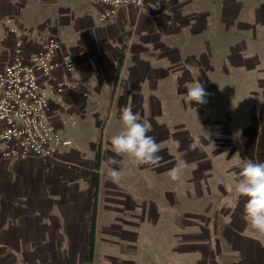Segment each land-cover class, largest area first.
Segmentation results:
<instances>
[{"label":"crops","instance_id":"crops-1","mask_svg":"<svg viewBox=\"0 0 264 264\" xmlns=\"http://www.w3.org/2000/svg\"><path fill=\"white\" fill-rule=\"evenodd\" d=\"M218 1L145 0L104 24L94 0H0V24L10 17L25 31L26 54L54 37L53 62L74 60L72 72L60 68L39 81L49 121L70 144L43 159L0 143V264H264V233L246 218L247 198L233 177H157L172 168L160 151L154 168L131 162L147 177L130 192L104 166L115 156L127 173L111 145L124 106L151 122L149 134L165 149L172 132L156 119L166 98L159 86L187 59L192 69L205 67L197 56L209 58L220 41ZM54 4L53 24L40 30V14ZM11 41L1 28L0 64ZM244 134L241 156L264 162V127Z\"/></svg>","mask_w":264,"mask_h":264},{"label":"rangeland","instance_id":"rangeland-1","mask_svg":"<svg viewBox=\"0 0 264 264\" xmlns=\"http://www.w3.org/2000/svg\"><path fill=\"white\" fill-rule=\"evenodd\" d=\"M230 1L217 2L225 14L220 21L221 37L207 54L209 58L197 56L205 67L192 69V60L187 59L183 71L174 72L173 79L159 86L166 98L157 102L156 119L172 132L167 130L165 149L160 151L166 152L172 168L188 157L189 166L183 169L182 177H233L239 167L234 154L242 152L244 133L264 127V0ZM56 10L55 4L44 7L40 30L53 24ZM196 80L209 94L204 105H189L184 96L186 87ZM199 124L211 134L215 149L203 137ZM237 130H242L239 139L234 136ZM197 136L202 142H197ZM124 158L128 164L124 189L131 192L138 185V177L147 176L139 175L131 166L133 157L124 154ZM157 177L169 176L159 173Z\"/></svg>","mask_w":264,"mask_h":264},{"label":"built area","instance_id":"built-area-1","mask_svg":"<svg viewBox=\"0 0 264 264\" xmlns=\"http://www.w3.org/2000/svg\"><path fill=\"white\" fill-rule=\"evenodd\" d=\"M99 9V21L108 23L123 7L140 9L145 0H94ZM11 35V56L0 64V143H12L23 154L53 159L61 147L70 143L61 141L57 129L49 121L48 95L40 79L63 68L74 69L72 58L53 62L60 51V42L48 37L40 49L26 54V33L5 18L0 24Z\"/></svg>","mask_w":264,"mask_h":264},{"label":"clouds","instance_id":"clouds-1","mask_svg":"<svg viewBox=\"0 0 264 264\" xmlns=\"http://www.w3.org/2000/svg\"><path fill=\"white\" fill-rule=\"evenodd\" d=\"M208 95L204 84L200 80L188 85L184 93L189 105L193 103L196 105L206 104ZM193 110L196 112V109L193 108ZM119 118L123 123V130L111 138L114 152L117 155L127 154L133 157L138 166L151 168L158 166L163 157L159 154L160 145L156 138L149 134L152 131L151 122L142 120L140 115L135 113L130 106H124L119 109ZM200 128L203 137H206L207 141L215 149L211 134L201 125ZM234 136L238 139L241 138L242 130H237ZM196 140L197 142H202V137L197 136ZM241 143H243L242 139ZM224 154L228 155L227 152ZM234 155L240 168L239 172L233 173L236 192L240 196L247 198L245 213L252 228L264 233V162L241 156L239 151ZM119 163L115 156H109L104 161L107 174L114 183H120L123 179L124 174L119 167ZM188 166V163L182 160L179 164L169 169L167 175L172 181H180L183 169ZM192 166L195 167L194 164Z\"/></svg>","mask_w":264,"mask_h":264},{"label":"bare ground","instance_id":"bare-ground-1","mask_svg":"<svg viewBox=\"0 0 264 264\" xmlns=\"http://www.w3.org/2000/svg\"><path fill=\"white\" fill-rule=\"evenodd\" d=\"M11 36V35H10Z\"/></svg>","mask_w":264,"mask_h":264}]
</instances>
